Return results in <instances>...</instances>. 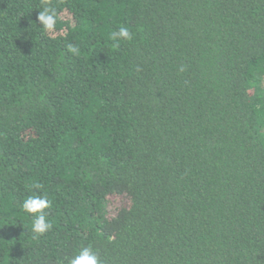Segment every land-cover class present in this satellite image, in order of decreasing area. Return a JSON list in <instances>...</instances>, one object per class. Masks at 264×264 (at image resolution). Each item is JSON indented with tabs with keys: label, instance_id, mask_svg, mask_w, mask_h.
<instances>
[{
	"label": "trees",
	"instance_id": "obj_1",
	"mask_svg": "<svg viewBox=\"0 0 264 264\" xmlns=\"http://www.w3.org/2000/svg\"><path fill=\"white\" fill-rule=\"evenodd\" d=\"M84 248L264 264V0H0V264Z\"/></svg>",
	"mask_w": 264,
	"mask_h": 264
},
{
	"label": "clouds",
	"instance_id": "obj_2",
	"mask_svg": "<svg viewBox=\"0 0 264 264\" xmlns=\"http://www.w3.org/2000/svg\"><path fill=\"white\" fill-rule=\"evenodd\" d=\"M37 23H39L45 30H52L56 23V13L54 9L45 7L43 11H40L37 16ZM113 40H131L133 34L129 28L121 25L118 31L113 32ZM69 49L72 52H77L78 49L69 45ZM181 67L180 71H183ZM39 187V185H37ZM51 201L47 197L37 194L29 195L23 202L22 208L30 214H35L33 221V231L38 234L51 229L52 224L46 220L47 212L46 209L50 208ZM69 264H98L97 256L92 252L91 248H84L79 251L78 254L74 255Z\"/></svg>",
	"mask_w": 264,
	"mask_h": 264
},
{
	"label": "rangeland",
	"instance_id": "obj_3",
	"mask_svg": "<svg viewBox=\"0 0 264 264\" xmlns=\"http://www.w3.org/2000/svg\"><path fill=\"white\" fill-rule=\"evenodd\" d=\"M110 206L111 208L116 207V206H125L128 204V200L124 195L121 196H116V197H111L110 198Z\"/></svg>",
	"mask_w": 264,
	"mask_h": 264
}]
</instances>
